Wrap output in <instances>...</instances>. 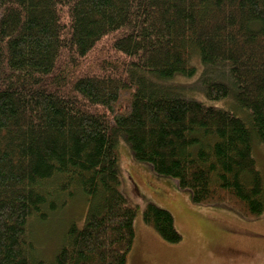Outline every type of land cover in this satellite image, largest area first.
<instances>
[{
    "label": "trees",
    "instance_id": "1",
    "mask_svg": "<svg viewBox=\"0 0 264 264\" xmlns=\"http://www.w3.org/2000/svg\"><path fill=\"white\" fill-rule=\"evenodd\" d=\"M120 140L192 204L264 216V0H0V264H127ZM79 192L82 225L35 257L31 223ZM142 219L181 241L166 210Z\"/></svg>",
    "mask_w": 264,
    "mask_h": 264
},
{
    "label": "rangeland",
    "instance_id": "2",
    "mask_svg": "<svg viewBox=\"0 0 264 264\" xmlns=\"http://www.w3.org/2000/svg\"><path fill=\"white\" fill-rule=\"evenodd\" d=\"M231 103L230 97L214 105L226 108ZM118 155L119 188L136 210L135 239L127 264H264V216L251 218L229 206L194 205L188 192L179 190L174 180L158 177L147 164L135 163L122 140ZM254 158L264 181V146L258 142ZM73 200L46 222L31 223L33 248L44 255L36 256L34 251L35 257L52 261L68 227L82 225L86 199L79 192ZM147 204L172 215L182 237L178 244L164 242L144 224L142 214Z\"/></svg>",
    "mask_w": 264,
    "mask_h": 264
}]
</instances>
